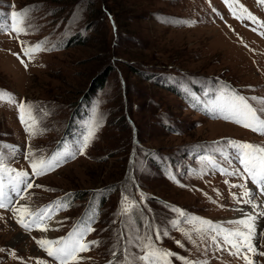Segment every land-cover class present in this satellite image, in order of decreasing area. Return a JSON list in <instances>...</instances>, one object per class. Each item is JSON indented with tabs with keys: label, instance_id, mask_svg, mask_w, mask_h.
Masks as SVG:
<instances>
[{
	"label": "rangeland",
	"instance_id": "374dc122",
	"mask_svg": "<svg viewBox=\"0 0 264 264\" xmlns=\"http://www.w3.org/2000/svg\"><path fill=\"white\" fill-rule=\"evenodd\" d=\"M25 9L27 34L0 32V158L29 172L33 188L13 194L16 207L50 211V233L0 209V264H59L35 241L84 225L94 229L86 241L99 244L73 264H147L137 258L150 242L175 254L170 264H245L217 244L249 216L264 252V189L229 144L264 149V133L220 111L240 96L264 119V0H0V26ZM40 43L45 50L26 54ZM21 103L32 106L35 135ZM29 151L60 154L59 165L31 175Z\"/></svg>",
	"mask_w": 264,
	"mask_h": 264
},
{
	"label": "snow or ice",
	"instance_id": "6c2138e0",
	"mask_svg": "<svg viewBox=\"0 0 264 264\" xmlns=\"http://www.w3.org/2000/svg\"><path fill=\"white\" fill-rule=\"evenodd\" d=\"M227 4L229 0H224ZM28 9H25L22 12H13L11 16L14 18L13 23L10 26H0V32L7 29L8 31H13L17 35L27 34V27L25 26V21L28 18ZM45 50L42 46V43L37 44L36 46L27 49L26 54L33 56L38 51ZM23 63V61H21ZM26 66V65H25ZM4 98V93L0 92V100ZM9 102H14L11 95L9 94ZM21 116V123L25 124L26 131L30 135H35L32 131L33 125L28 123V120L25 119V114H27L30 120L34 118L31 117V105H26L21 103L18 105ZM220 111H227L229 115H226L224 119H232L234 123L241 124L245 128H251L253 131H260L264 133V119H261L257 116V111L249 106L244 97L234 96L232 103L226 104L220 107ZM264 112V109L260 110ZM97 125L90 127V130L81 141L80 145L77 147L76 152L83 154L84 149L90 143V140L95 135ZM229 144L232 147L238 148L240 150L241 163L244 165V172L248 174L250 181L254 184H259L261 189H264V149L256 148L255 146L248 143H237L235 141H230ZM76 152L72 153L75 156ZM259 153V155H257ZM28 156L30 159V167L32 169L31 175L40 176L44 175L49 171H52L59 165L60 154L53 155L47 159L43 156L37 158L34 153L29 151ZM224 171V170H222ZM14 173V175H13ZM7 174L8 180V191H5L4 185V176ZM39 187V185H36ZM233 187H242V185H233ZM33 188V183L30 179V174L27 171H17L3 166V159L0 158V209L10 210L13 214V217H16L18 213H21L20 217L16 220L25 229L31 230L32 227H38L41 224H46L48 220L51 219L50 211L46 209H31L27 205H20L16 207V200L24 199L22 195L23 192H27L29 189ZM14 194V196H13ZM244 195L248 197L247 200H244L245 203L252 204L253 197L249 192H245ZM243 199V198H241ZM128 202V197L124 196L122 198V205ZM135 205L133 204L132 207ZM260 205H253V207H258ZM179 212L180 215L184 213L179 209H174ZM129 211L128 208H124L123 214H127ZM260 216H264V211H262ZM176 222H174L175 224ZM202 224H207L209 228L212 227L210 221H200ZM237 227L233 230H229L227 234L223 235L222 241L217 244V247L223 250L224 245L227 244L230 249V254L233 256H239L244 261L245 264H255V262L250 258L248 253H251L252 256H264V252L258 251L257 245L253 243L255 238V231L253 227V217L249 216L247 218L241 219L237 222ZM39 230L48 231V227H42ZM94 231L89 225H84L82 228L74 229L72 232L68 233L67 237H61L57 240L39 239L35 242L47 253L49 257H52L54 261L59 262V264H73V262L78 261L79 253L89 250L93 245H98V241H86V236ZM197 231L203 232L204 229H197ZM167 235V233H163ZM183 235L191 243H195L192 235L188 232H184ZM159 239V234L156 237ZM35 239V238H34ZM212 240L215 242L216 237L213 236ZM180 244L179 241H177ZM183 246V245H181ZM146 254L138 257L137 259L147 262V264H170L168 257L175 255L170 251L160 250L154 247L150 242L145 245ZM3 251V249H0ZM115 255V253H113ZM179 259H184L179 257ZM38 264H43V262H38ZM111 264V262H110ZM125 264H130L127 256H125ZM184 264H190L189 261L184 262ZM196 264H206V262H196Z\"/></svg>",
	"mask_w": 264,
	"mask_h": 264
},
{
	"label": "bare ground",
	"instance_id": "6f19581e",
	"mask_svg": "<svg viewBox=\"0 0 264 264\" xmlns=\"http://www.w3.org/2000/svg\"><path fill=\"white\" fill-rule=\"evenodd\" d=\"M248 216V215H247ZM243 218V217H242ZM245 218V217H244ZM262 219V218H261ZM259 220H260V218H259ZM254 221V220H253ZM51 224H53V222L51 221L50 222ZM50 224V225H51ZM42 225V227H43V225H44V227L46 226V224H41ZM47 227V226H46ZM48 229H49V227H48ZM259 231V230H258ZM45 233H50V229L48 230V231H46ZM14 240H17V241H19V242H24V241H26V237H24V235H22V234H17V236H16V238L14 239ZM15 242V241H14ZM13 242V243H14Z\"/></svg>",
	"mask_w": 264,
	"mask_h": 264
}]
</instances>
